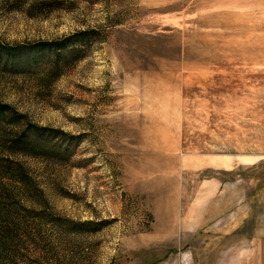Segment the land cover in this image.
<instances>
[{
    "label": "rangeland",
    "instance_id": "rangeland-1",
    "mask_svg": "<svg viewBox=\"0 0 264 264\" xmlns=\"http://www.w3.org/2000/svg\"><path fill=\"white\" fill-rule=\"evenodd\" d=\"M0 104V264H264V0H0Z\"/></svg>",
    "mask_w": 264,
    "mask_h": 264
},
{
    "label": "crops",
    "instance_id": "crops-1",
    "mask_svg": "<svg viewBox=\"0 0 264 264\" xmlns=\"http://www.w3.org/2000/svg\"><path fill=\"white\" fill-rule=\"evenodd\" d=\"M237 182L238 180L224 181L218 179L213 191L204 192V199L206 200L203 204L199 202L198 205H193L191 211L189 205L183 212L180 228L190 232V227L203 226L212 210L223 209L227 211L230 206L231 209L237 206L239 201H241V195L238 194L235 197L233 194L242 193L241 189L234 185Z\"/></svg>",
    "mask_w": 264,
    "mask_h": 264
},
{
    "label": "trees",
    "instance_id": "trees-1",
    "mask_svg": "<svg viewBox=\"0 0 264 264\" xmlns=\"http://www.w3.org/2000/svg\"><path fill=\"white\" fill-rule=\"evenodd\" d=\"M7 110H12L10 108L9 105H6V104H0V116L3 115V114H6V111ZM10 113H13V112H10ZM57 133V132H55ZM13 151H16V150H20V149H23V150H28V147H31L32 149H36L34 147V144L33 146L32 145V142L27 140V139H23L22 137H19L15 142H13ZM31 149V150H32Z\"/></svg>",
    "mask_w": 264,
    "mask_h": 264
}]
</instances>
